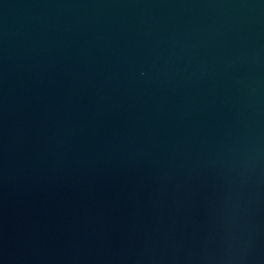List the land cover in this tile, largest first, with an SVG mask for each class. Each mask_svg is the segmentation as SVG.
I'll return each instance as SVG.
<instances>
[{
    "label": "water",
    "instance_id": "95a60500",
    "mask_svg": "<svg viewBox=\"0 0 264 264\" xmlns=\"http://www.w3.org/2000/svg\"><path fill=\"white\" fill-rule=\"evenodd\" d=\"M0 264H264V0H0Z\"/></svg>",
    "mask_w": 264,
    "mask_h": 264
}]
</instances>
